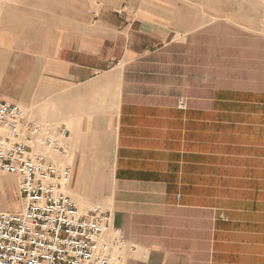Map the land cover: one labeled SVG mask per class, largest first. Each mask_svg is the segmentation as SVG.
Returning a JSON list of instances; mask_svg holds the SVG:
<instances>
[{
  "label": "crops",
  "instance_id": "1",
  "mask_svg": "<svg viewBox=\"0 0 264 264\" xmlns=\"http://www.w3.org/2000/svg\"><path fill=\"white\" fill-rule=\"evenodd\" d=\"M202 19L201 0H0V97L69 129L64 191L112 213L123 264H264V88L193 66Z\"/></svg>",
  "mask_w": 264,
  "mask_h": 264
},
{
  "label": "built area",
  "instance_id": "2",
  "mask_svg": "<svg viewBox=\"0 0 264 264\" xmlns=\"http://www.w3.org/2000/svg\"><path fill=\"white\" fill-rule=\"evenodd\" d=\"M69 137L67 128L0 97V172L16 178L22 204L20 211H0V264H123L128 247L112 213H83L64 191L73 170L57 156L66 154Z\"/></svg>",
  "mask_w": 264,
  "mask_h": 264
},
{
  "label": "rangeland",
  "instance_id": "3",
  "mask_svg": "<svg viewBox=\"0 0 264 264\" xmlns=\"http://www.w3.org/2000/svg\"><path fill=\"white\" fill-rule=\"evenodd\" d=\"M203 1L205 0H201L202 16L207 19H202V24L210 23L211 26L199 36L189 39L188 53L190 52L193 66L196 62H201L203 55L206 75L208 71H212L206 69L207 66L213 64L218 75H228L235 69L238 77L248 76L264 88V5L261 0H206L205 7L202 6ZM207 9L212 11V16ZM3 68L1 66V70ZM193 69L196 71L194 67ZM17 84H20L19 81ZM20 105L32 118L57 128L55 122L37 115V105L31 108ZM68 154H71L70 150ZM58 162L64 163L65 158L59 155ZM77 203L86 212L97 207ZM21 208L17 198L16 179L0 173V211L16 212ZM105 209L106 207L101 208V211ZM125 253L126 250L120 254L125 257Z\"/></svg>",
  "mask_w": 264,
  "mask_h": 264
},
{
  "label": "bare ground",
  "instance_id": "4",
  "mask_svg": "<svg viewBox=\"0 0 264 264\" xmlns=\"http://www.w3.org/2000/svg\"><path fill=\"white\" fill-rule=\"evenodd\" d=\"M1 174H2V172H0ZM11 178H13V177H11ZM14 179H16V178H14ZM21 203V202H20ZM21 206H22V204H21ZM96 209V208H95ZM86 213H88V212H86Z\"/></svg>",
  "mask_w": 264,
  "mask_h": 264
}]
</instances>
